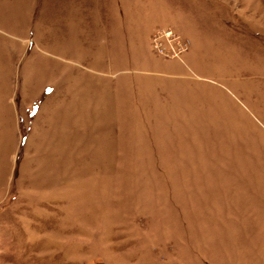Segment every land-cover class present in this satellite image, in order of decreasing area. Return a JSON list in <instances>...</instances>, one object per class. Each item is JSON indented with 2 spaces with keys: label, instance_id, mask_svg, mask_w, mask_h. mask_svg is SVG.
<instances>
[{
  "label": "rangeland",
  "instance_id": "374dc122",
  "mask_svg": "<svg viewBox=\"0 0 264 264\" xmlns=\"http://www.w3.org/2000/svg\"><path fill=\"white\" fill-rule=\"evenodd\" d=\"M161 2L199 72L121 82L102 160L3 144L0 264H264V0Z\"/></svg>",
  "mask_w": 264,
  "mask_h": 264
},
{
  "label": "crops",
  "instance_id": "0c3cea01",
  "mask_svg": "<svg viewBox=\"0 0 264 264\" xmlns=\"http://www.w3.org/2000/svg\"><path fill=\"white\" fill-rule=\"evenodd\" d=\"M161 5V0H0L1 158L3 144L29 143L46 147L51 156L102 160L96 157L104 150L102 131L118 128L109 120L120 111L121 82L154 81V100L155 92L199 72L196 58L203 55L196 49L204 39L198 31L192 38L185 34L192 46L183 63L152 51L153 30L168 23ZM263 70L256 80L264 87ZM35 102L28 133L16 142L22 112ZM106 146L104 154L119 155L114 143Z\"/></svg>",
  "mask_w": 264,
  "mask_h": 264
},
{
  "label": "built area",
  "instance_id": "2783aa9c",
  "mask_svg": "<svg viewBox=\"0 0 264 264\" xmlns=\"http://www.w3.org/2000/svg\"><path fill=\"white\" fill-rule=\"evenodd\" d=\"M153 51L160 56L170 59H180L188 48V40L178 33L173 27H161L153 31L150 37Z\"/></svg>",
  "mask_w": 264,
  "mask_h": 264
}]
</instances>
